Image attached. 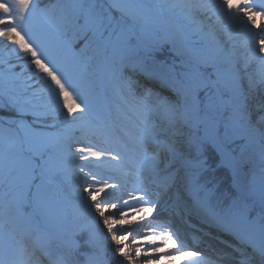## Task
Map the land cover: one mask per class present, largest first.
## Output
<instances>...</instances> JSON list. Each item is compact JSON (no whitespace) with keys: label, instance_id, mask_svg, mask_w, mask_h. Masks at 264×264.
<instances>
[{"label":"snow or ice","instance_id":"snow-or-ice-1","mask_svg":"<svg viewBox=\"0 0 264 264\" xmlns=\"http://www.w3.org/2000/svg\"><path fill=\"white\" fill-rule=\"evenodd\" d=\"M0 38V264H264V0H0Z\"/></svg>","mask_w":264,"mask_h":264},{"label":"bare ground","instance_id":"bare-ground-1","mask_svg":"<svg viewBox=\"0 0 264 264\" xmlns=\"http://www.w3.org/2000/svg\"><path fill=\"white\" fill-rule=\"evenodd\" d=\"M233 2H235V0H233ZM257 23L259 24L260 23V18L259 17H256L255 18ZM233 24H235L236 22H232ZM256 29V28H255ZM256 32H259L258 29H256ZM257 37L260 38V36L258 35ZM130 184H133L135 186V181L133 178H129L128 179V182L126 184V191H125V198H126V195H127V192L128 191H131L132 190V186ZM109 196L106 197V199H114L115 197H118L121 195V192L120 191H117L115 193H112L111 190H109ZM144 213L140 212V213H136L135 216H129L128 219L132 222H137L139 221L140 217L143 216ZM132 231H135L138 233V235H129V238L125 241V242H129V241H134L133 240V237L137 239V241H140L143 239L144 235H145V232H141V231H145V229L143 228H140V229H134ZM133 247H135L133 245ZM174 247V245L172 244L171 241H169L166 245H164L163 247H161L160 251L163 253L165 252L167 249H170ZM143 251V249H142ZM134 252H135V249H134ZM185 257L184 256H180V257H173V256H167V255H163L159 258L158 261H154L153 264H185ZM139 263L143 264L142 261H140Z\"/></svg>","mask_w":264,"mask_h":264},{"label":"rangeland","instance_id":"rangeland-1","mask_svg":"<svg viewBox=\"0 0 264 264\" xmlns=\"http://www.w3.org/2000/svg\"><path fill=\"white\" fill-rule=\"evenodd\" d=\"M256 22H257V21H256ZM252 31H253V32H256L255 27L252 28ZM246 39H249L247 33H242V34L239 36V38H238V40L241 41V42L244 41V40H246ZM258 39H259V37H257V40H258ZM237 52H238V54L245 53V52H246V49H245L244 47H242V46H238V48H237ZM130 185H131L132 187H134L133 184H130ZM141 232H145V231H141ZM128 238H129V237H128ZM133 240H134V241H137V239L134 238V237H133ZM134 241H133V242H134ZM133 242H132V241H129V242H125V243H126V245H127L129 248L132 249V254L135 255V252H134L135 247H133V245H134Z\"/></svg>","mask_w":264,"mask_h":264},{"label":"trees","instance_id":"trees-1","mask_svg":"<svg viewBox=\"0 0 264 264\" xmlns=\"http://www.w3.org/2000/svg\"><path fill=\"white\" fill-rule=\"evenodd\" d=\"M9 48H11V45H9V43L6 40L0 38V56L6 55L7 50ZM21 55H23V54H21ZM12 62H14V63L17 62L14 57L12 58ZM17 70H19V69H17Z\"/></svg>","mask_w":264,"mask_h":264}]
</instances>
